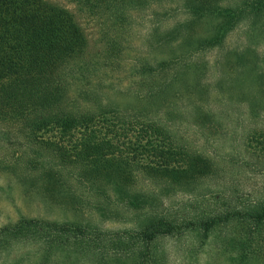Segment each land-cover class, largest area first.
Here are the masks:
<instances>
[{
	"label": "trees",
	"instance_id": "obj_1",
	"mask_svg": "<svg viewBox=\"0 0 264 264\" xmlns=\"http://www.w3.org/2000/svg\"><path fill=\"white\" fill-rule=\"evenodd\" d=\"M76 1L109 11L114 26L126 23L128 8L141 0ZM179 6L186 18L165 31L172 47L160 67L179 66L192 53L220 45L240 23L264 28V0H181ZM84 48L81 30L64 9L43 0H0V120L21 122L30 144L47 151L57 165L73 168L74 179L93 195L130 209L135 225L119 231L79 220L20 217L0 226V248L31 242L33 264L87 254L90 264H165L160 241L187 233L199 245L211 239L228 264H264L263 200L174 215L157 209L153 193L130 190L136 173L190 189L212 171L209 159L178 143L160 122L163 89L149 95L148 108L127 114L101 104L77 112L61 108L68 86L64 70ZM197 70L184 66L170 80Z\"/></svg>",
	"mask_w": 264,
	"mask_h": 264
},
{
	"label": "rangeland",
	"instance_id": "obj_2",
	"mask_svg": "<svg viewBox=\"0 0 264 264\" xmlns=\"http://www.w3.org/2000/svg\"><path fill=\"white\" fill-rule=\"evenodd\" d=\"M43 1L64 9L85 38L83 53L64 70L62 109L101 104L127 114L148 108L149 95L163 89L160 122L178 143L212 163L211 174L190 189L136 173L131 191L153 193L157 209L174 215L264 201V28L240 23L220 45L192 53L179 66L160 67L172 47L165 31L186 18L181 0H141L128 8L126 23L114 26L109 11L76 0ZM147 65L154 71L141 74L140 66ZM188 65L198 70L185 81L170 80ZM22 125L0 120V226L20 217L79 220L119 231L135 225L130 209L93 195L74 179L73 168L57 165L47 151L30 144ZM35 248L15 241L0 248V264H33ZM160 249L165 264H228L211 239L199 245L187 233L162 239ZM63 258L53 256L47 264L93 260L89 254Z\"/></svg>",
	"mask_w": 264,
	"mask_h": 264
}]
</instances>
